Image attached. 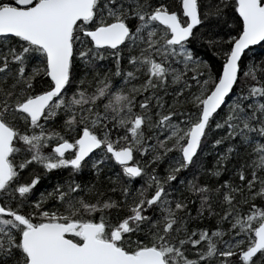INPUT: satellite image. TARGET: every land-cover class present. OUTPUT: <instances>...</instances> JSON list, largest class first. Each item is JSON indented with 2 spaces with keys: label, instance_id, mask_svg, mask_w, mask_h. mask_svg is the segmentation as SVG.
<instances>
[{
  "label": "snow or ice",
  "instance_id": "obj_1",
  "mask_svg": "<svg viewBox=\"0 0 264 264\" xmlns=\"http://www.w3.org/2000/svg\"><path fill=\"white\" fill-rule=\"evenodd\" d=\"M255 47L264 0H0V264H264Z\"/></svg>",
  "mask_w": 264,
  "mask_h": 264
},
{
  "label": "trees",
  "instance_id": "obj_2",
  "mask_svg": "<svg viewBox=\"0 0 264 264\" xmlns=\"http://www.w3.org/2000/svg\"><path fill=\"white\" fill-rule=\"evenodd\" d=\"M254 50L257 53L260 52H264V48L261 47H255ZM201 55L204 56L205 59H207L210 63H212L215 67H219L220 66V60L221 58L215 54V52L209 48V47H203L201 48ZM109 66H111L109 64ZM216 135H222V133H214L213 134V138H215ZM224 149L222 147L219 148V151H223ZM217 151L215 149H213L212 145H211V140H209L205 146H204V151L203 153L200 155V159L198 161V164L200 165V168H190L189 170L182 172L181 175L187 178H191L195 172L197 170L200 171V177L199 179L201 180V182H205L208 180V173H207V169H211L213 168V166L215 165L216 162V157H217ZM229 167H231V165H229ZM161 171L163 170V165H161ZM120 171L118 166H114V165H109L108 169L105 170V174L106 175H112V174H116ZM231 173H222L220 180L222 181L223 179H227L228 176ZM66 175V173L64 172H60V173H56L55 175L51 176L49 179H46L44 184L41 186L42 188L44 187H49L51 185V182L53 180H55L58 176L62 177ZM79 178V177H78ZM89 178V174L85 173L83 179L87 180ZM215 178H213L212 183L214 184ZM137 183H139V181H137ZM117 199H119V194L117 193ZM198 204V201H197ZM197 204L192 205L193 209H195V207L197 206ZM247 207V206H245ZM208 225H212L215 226V222L214 220H206L203 222H199V221H193L192 224L190 225V227L192 226H196V227H203V226H208Z\"/></svg>",
  "mask_w": 264,
  "mask_h": 264
}]
</instances>
